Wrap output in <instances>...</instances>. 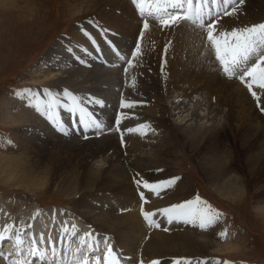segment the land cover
Listing matches in <instances>:
<instances>
[{
	"label": "bare ground",
	"instance_id": "bare-ground-1",
	"mask_svg": "<svg viewBox=\"0 0 264 264\" xmlns=\"http://www.w3.org/2000/svg\"><path fill=\"white\" fill-rule=\"evenodd\" d=\"M7 1L14 3L15 0H0V4ZM85 1V10L80 13L99 11L100 16L106 19L105 26L112 27L119 32L116 38H112L119 54L113 56L108 49L107 52L105 50V53H103L104 51L99 52L100 45L97 43L99 41L93 44L95 46L90 45L91 48H88V38H84L83 33L89 31L91 27L88 24L76 26L74 28L78 31L72 40L61 39L44 55L41 61L44 65V72L37 76L30 75L33 88L7 98L3 108L7 118L6 123L15 126L16 135L19 137L17 148H20L18 155L14 153L9 157H0V174L6 171L9 178L5 183L17 182V172L28 173L33 178L42 181L35 190L41 187H43L41 189H57L61 196L73 202L72 207H67L62 212L49 210L44 219H42L43 216L42 218L40 216L42 221L40 218L37 220L35 218V221L29 218L24 223L11 220L0 210V235L4 237V239H0V247L7 240H10L9 244H11L4 251L0 249V264H11L14 260L22 259L24 252L29 247H36L39 251H43L48 259L67 257L72 261V264L87 256H92L93 260L96 257L103 260L104 254L110 246L105 240L106 237L114 239L115 264H137L138 259H134L137 256L140 259L143 256L144 263L149 262L146 259L147 256H159V258L173 256L189 259L187 261H190V264H200L201 261H205V264H214V260L204 258H208L212 251H219L230 243L220 246L211 240L212 238L207 239L205 238L207 236H199L197 226L187 232L176 222L169 227L179 226L174 228L181 232L166 235L163 232L154 231L151 232L148 241L143 243V233H146V230L142 226L139 230L138 223L141 220L137 215L129 212L117 216L115 214L117 209H112L111 213L106 207L100 208V204L103 202V198L110 199V193H116L118 197L132 198L134 193L131 191L130 180L135 179L134 176L138 175L137 172L142 173L144 177L149 173V169L158 168L164 163H175L178 152L186 151L191 154L193 153L192 147L203 145L206 142L220 145L221 137L225 134L228 135L227 127L236 128L235 120L233 123L226 124L227 113L230 111L227 102H234V105L240 108L235 117H242L241 120L247 119L249 114L253 115L251 111H255L254 105L247 98L246 91L237 84V80H225L215 73L214 68L208 62L212 60L210 59V45L204 43V36L199 42L194 31L185 30L186 27L181 26H178L179 29L176 27V30L179 31L176 41L169 44L171 46L169 54L172 58L167 56L166 62L168 61L170 64V71L175 68L183 71L182 80L179 82L180 85L175 84L171 88L168 84L169 90L164 88L160 94L162 88H158L156 75L162 50V46L159 45L160 41L168 43L169 38L173 39V30L172 27H163L158 20L166 18L165 11L176 14L184 10L182 14L194 16V11L197 9H191L189 12L188 5L185 4L184 8L167 7L165 11H158V8L164 7L163 0H160L159 3L158 0H137L136 3L133 0H82V3L84 4ZM250 2L251 0H247L246 5ZM141 3L145 9L143 14L139 10ZM230 6L231 4L225 6L223 3L212 5L211 2L204 5L203 0H200L199 4L200 11L209 13V16H212V13H220V10L229 9V12H232ZM194 7H198L197 0L193 1ZM241 11L242 6H239L235 12L228 16L226 21L230 25H237L238 28L249 25L247 12ZM39 12L40 10L38 14H40ZM138 16L149 18V21H152L150 26H154L155 23L160 26L145 30L146 33L140 42L142 45H139L138 61L128 73L126 72L127 75L131 73V77L126 81L124 80L125 76H121L119 70L117 74L113 72V67L116 68L120 59H122V63L126 61L125 53L130 47L137 50L135 38L139 35L136 18ZM229 24L226 23L223 26L229 27L231 30ZM223 26L219 30L228 31L223 29ZM91 31L97 36L102 35L94 29ZM11 36L9 35L4 40L0 56L6 52L9 53L7 57L11 55L13 51L10 46L13 44L15 48L24 37L18 38L15 35L14 39ZM81 48L88 49V51L83 50L80 55L73 54ZM183 52L188 61L186 66L181 69L182 60L172 59ZM7 59L4 60V64ZM125 69L123 68L124 71ZM45 83H50L53 91L57 94L52 91L45 93L40 90L39 86ZM109 84L113 85V87L110 86L111 89H109ZM64 90H70L68 92L73 95L78 93L76 100L73 101L69 98L67 110L65 106H62L63 110L59 109L56 107V103L51 111V118H49L46 106L52 103L53 99L57 101L60 97L65 102L62 95ZM262 94L260 101L264 104V92ZM117 95L121 102L133 106L115 109L110 102L117 100ZM213 95L216 100L214 102L211 100ZM162 100H164L163 104H161ZM76 102L77 104L74 106L73 103ZM71 106L74 108L69 111ZM89 106L96 110L92 111L88 108ZM10 107L14 111H11ZM80 108L84 109L87 116L90 113L99 116L96 118L92 115L89 118L86 117V122L93 120L101 127L97 129L89 126L87 131L83 125L79 124L85 129L78 125L73 128L62 122L65 116L72 124H75L79 115L75 109L79 111ZM135 113L139 120L133 117ZM128 117L133 123L127 127L132 128L134 125L144 124L143 129L147 134L144 132L141 139H129L128 136L120 138L109 130V121L124 120ZM258 118L261 117L258 116ZM261 120L259 125H256L254 121L244 129L247 131L243 134L244 138L251 143L254 142L253 144L258 150V153L255 152V155H251L250 162L246 161L245 163V172L248 174L255 164H259L260 171L264 172V118L262 117ZM255 128L259 129L261 133ZM70 129H73V133ZM77 129L78 133H76ZM84 130L86 131L83 132ZM104 130L105 132L101 133ZM151 132L155 136L150 135ZM233 133L229 134L231 141ZM90 135L91 138L87 140ZM256 136L259 137L257 141ZM170 141H172V148ZM229 154L230 159L235 163L236 160L234 161L232 158L231 151ZM218 164L215 161L216 170L208 169V174L212 175L211 186H215L217 192H223L225 195L233 194L236 191H232L235 181L236 188L242 189L240 177L234 172L232 165L228 169ZM207 166V160H203L201 170L204 169V173H206ZM232 170L236 174L235 176H233ZM40 190L33 193L25 188L26 193L34 195H37L36 193H39ZM163 195L164 197H162ZM163 195L153 196L154 198L150 199L149 203H145V206L147 211L153 210L154 214L159 215L157 219L153 217L156 220L155 225L159 223L166 227L165 225L170 224L167 223V219L169 221L170 218L159 210L165 209V202L170 201L172 196ZM22 201L25 203L27 200L23 199ZM52 209L57 210V208ZM127 209L130 210V208ZM260 215L264 218V208ZM71 223H79L83 231L72 235L75 231L72 230ZM84 225L89 226V229ZM200 230L202 229L200 228ZM165 232L167 233V231ZM85 233L91 234V238L85 237ZM130 233H136L137 239H134L132 237L134 234ZM82 237L86 241L84 245L80 244ZM17 239L21 241L20 244H17ZM49 240L52 242L51 246ZM33 241L36 243L33 244ZM89 244L92 248L91 251L88 248ZM234 245H236V241ZM52 247H55L59 257L53 256ZM227 250L225 249V251ZM139 252L142 254L141 257ZM123 256H126L128 261ZM29 259L36 261L34 264H46V261L40 260L38 256L29 257ZM108 260L109 264H112L113 256H109ZM174 261L176 260L172 262Z\"/></svg>",
	"mask_w": 264,
	"mask_h": 264
},
{
	"label": "rangeland",
	"instance_id": "rangeland-1",
	"mask_svg": "<svg viewBox=\"0 0 264 264\" xmlns=\"http://www.w3.org/2000/svg\"><path fill=\"white\" fill-rule=\"evenodd\" d=\"M193 1L195 2L196 0ZM130 3L132 4V2ZM246 3L247 0H244L242 4L237 3L236 7L238 8L239 6H242L241 12H247L248 19L250 21L249 25L264 22V0H251V2L247 5ZM85 6L86 1L83 4L82 0H15L14 3L7 1L0 4V52L3 48L2 46L4 44V40L7 39L9 35H12L11 37H13L14 39L15 35H17L18 38L24 36L21 38L22 40L17 43V46H15V48L13 44L10 46L12 48L11 50L13 51L11 55L7 57L9 53L6 52L4 55L0 56V157H9L14 153L18 155V151H20V148H17L19 137H17L16 135L15 126L13 127V125L11 126V124L6 123V114L3 112V108L5 107V100L7 98L14 97L19 93H22L25 90H31V88H33V83L30 79V75L33 74L37 76L38 74L41 75L44 72V65L41 63V61L44 55L49 51V49L61 39L72 40L74 34H77L78 31H76L74 27L82 26L88 23L91 25V27H93L94 30L96 29L100 31L101 34H103L101 35L96 30L95 31L101 36L93 34L90 30H87L85 33H83L85 35L84 38H88V48H91L90 45L95 46L93 44L99 41L97 42L100 45L99 52L104 51L103 53H105V50L107 52L108 50L105 47L107 46V40L112 39L114 38V36L119 34L116 29L114 30L112 27L105 26L106 24L104 23V21L106 19L103 16H100L99 11L92 13L90 11L86 14L80 13L85 10ZM230 8L232 10V5L230 6ZM135 9L137 8L135 7ZM39 10L40 14H38ZM222 11L223 10H220L219 12ZM226 11L230 10L228 9ZM176 14H182V12H178ZM228 16H225L224 12L217 16L219 17L218 30L224 24H229L226 21L228 20ZM136 18L138 20L137 30L139 35L135 38V42L137 44L139 42V45H142L140 42L143 39V35L146 33V29L143 28L142 22H145L144 20L146 19L149 25L150 23H152V21H149L150 19L146 16H138ZM140 19L144 20L141 21ZM220 21L222 22L219 23ZM156 26L158 28L160 25L158 23H155L154 26L149 25L147 29H149L150 27L155 28ZM178 26L184 28L186 27L185 30L191 29L192 31H194L193 33L195 36L197 35L196 38L199 40V42L202 41L201 37L204 36V43H208V45H210L206 38V28H201L198 25H194L193 22H190V20H181V22L172 26L173 32H171L173 39L169 38L170 41L168 43H163L160 41L159 45L162 46V50L160 52V64L158 65L156 75L158 77V88H162L160 94L162 93L164 88L168 89V84H170L169 88H171V86H174L175 84L180 85L179 82H181L182 80L183 71H180L177 68L170 71V64L168 63V61L166 62L167 56L169 58H172L169 54L171 50V46L169 44H171L172 42L175 43V39L177 37V34L179 33ZM229 26L231 27V30L233 28H238L235 24H229ZM176 27L178 28L177 30ZM223 27V29L230 31L229 27ZM219 31L227 32L222 30ZM83 50H85L86 52L88 51V49L86 50L83 48L79 49L76 52H73V54L80 55L83 53ZM136 51V49L130 47L125 53V55L127 56L126 61L122 63L121 59V61L116 64V68L113 67L114 70L112 69L113 72H116L115 74L119 73L120 71L121 76H125L126 79L124 80L126 81L131 77V73H129L128 75L127 73L129 72V70H131V68L135 66L136 62L138 61V56L133 55V53H136ZM213 51L214 50L210 45V59H212L208 61L210 66L214 68L215 73L219 74L220 78L222 77L225 80H237V84L246 91L247 98L254 105L255 111H251L253 112V115L249 114L247 119L241 120L242 117H235L240 108L235 106L234 102H227V106L229 105L228 108L230 109V111L227 113L228 118L226 120V124H229L230 122L233 123V121L235 120L236 128L233 129L231 126L227 127L228 135L225 134L221 137L220 145H212L206 142L203 145L192 147L193 153L191 154L186 151L178 152L175 163H164L163 165H159L158 168L149 169V173L144 175V177L142 176V173L137 172L138 175L134 176L135 179L132 178L130 180L132 186L131 191L134 193V196H131L132 198H128L127 196L118 197L116 193H110V199L107 200L106 198H103V202L100 204L101 207H99H106V209H108V211L111 213L113 212L111 211L112 209H117L115 210V214L117 216H121L129 212H133L135 215H137L139 220H141H138V224L140 227L139 230L141 229V226L144 230H146V233H143V243L148 241L151 232L154 231H158L161 233L163 232V234L165 233L166 235L173 233L176 234L181 232L178 231V229H175L179 226H181L187 232H189L190 229H192L194 226H197V233H199V236H207L205 237L207 239L212 238L211 240H213L220 246H223L226 243H230L227 245V247L219 251H212V253L209 254V257L204 259H212L214 261L219 260L221 261V263L223 261H229L231 264H264V218L260 215L262 209L264 208V172L260 171L259 164H255L252 166V171L250 172V174L245 172L246 161L250 162L251 155H255V152L258 153V150L256 149V145L253 144L254 142H249L243 136V134L247 132L244 129L248 127L249 123H254L255 121L256 125H259L262 121L261 118H264V111L261 110L262 108H264V104L261 103L262 101H260L262 100L260 98H262V92H264V90L258 89L254 86L253 90L257 92L258 99L254 98L245 84L241 83L238 78L229 77L223 72L219 62H216V60H214L215 57ZM178 55L179 56H175L172 60L179 61L178 58L182 60L183 66L180 67L182 69L184 66H186L188 60L186 59L184 52ZM6 58L8 59L4 64L3 62ZM129 62H131V66L129 65ZM162 65L163 72L161 70ZM123 68H126L127 71H124ZM110 86L113 87L112 84H109V89H111ZM39 89L42 91L44 89H47L49 93L50 91H52V93H55L50 83L41 84L39 86ZM117 91H119V88H117ZM259 91H261L260 94H258ZM77 94L78 93L74 94L76 98ZM214 97L215 95L211 97L212 102L216 101ZM69 98L66 99L64 97L65 102H63L61 97L58 98L57 106H55L59 109L61 108L62 110L64 108L62 106H65L67 110ZM116 99L118 101L114 100L113 102H110V104L115 109L122 108L121 99L118 98V95L116 96ZM163 103L164 100H162L161 104ZM76 104L77 102L73 103L74 106ZM73 108L74 107H72L71 109ZM88 108L92 111L96 110V108H91L90 106ZM10 109L11 111H14L12 107H10ZM75 111L77 112V114H79L78 110L75 109ZM91 115L95 118L99 117L96 115L94 116V114L90 113L89 116ZM89 116L87 117L89 118ZM258 116L261 118H258ZM133 117L139 120L136 116V113L133 115ZM62 122L68 124L73 128L76 125H78V127L80 126L77 123L72 124L68 120V117L65 116L64 121L62 119ZM108 123L110 124L109 130H111V132H114V134H117L115 132H122V134L116 135L120 138L122 136H124V138H127L128 136L129 139H141L142 136H144L145 129L140 128L139 124L134 125L132 128L127 127L128 125L133 123L130 117L124 120L117 119L114 122L109 121ZM80 127L85 129L82 126ZM104 127H106V125H104ZM127 128H131L133 129V131H128ZM86 129L88 131V128ZM255 130H258V132L261 133L259 129L255 128ZM85 131L86 130H84L83 132ZM104 132L105 130L101 131V133ZM231 132H234L232 135V141L229 135ZM152 134L153 133L151 132L150 135ZM152 136L155 135L153 134ZM78 138L80 139L81 137ZM90 138L91 135L87 140H89ZM255 139L257 141L259 137L256 136ZM172 141H170V147L172 146ZM229 151H231L234 161L236 160L235 163H233L230 159ZM203 160H207L208 162L206 173H204V169L201 170V164L203 163ZM215 161L228 169H230L229 167L230 165H232L234 172L240 177L239 180H241L242 182V189L236 188L235 181V183L233 182L234 189L232 191H236L233 194L231 193L229 195H225L223 192H217L215 190V186H211L212 175L208 174V169L216 170ZM226 171L228 172L229 170ZM234 172L232 170L233 176L236 175L234 174ZM16 174L17 182L9 184L5 183L8 182L9 179L7 176V172L4 171V173L0 174V210L1 213L4 212V214L11 220L16 222L18 221V223H24L27 222L29 218H31L35 221V218L37 220V218H40V216L41 218L43 216L42 219H44V217L47 216L45 214H47L49 210L62 212L63 209L72 207L73 202H70L64 196H61L57 189H41L43 188L41 187L37 189H41L39 193H36L37 195L26 193L25 188L29 192L34 193V191H37L35 190V188L42 181L36 179L35 177L33 178V176L25 172H17ZM177 177L178 179H175V182L170 186H166L163 183ZM145 181L150 185H153L155 187V191L144 187ZM159 194H166L169 197L172 196L170 198V201L168 200L167 202H165V208L171 207L172 205L181 204L186 201L195 202L197 197H199V201L201 202V204L194 203L192 206L193 211L203 205L204 207H210L214 211L219 212L221 214V217L219 221H217L216 224L209 230H200V227L198 226L199 221H196L194 223L185 222L186 220H191V217H177L175 214H172L171 222H169L167 219V223L170 224L165 225L166 227H164V225H159V223L158 225H155L156 220H154V218L157 219L159 215L154 214L153 210L147 211L145 203H149L150 199L154 198L153 196ZM162 197H164V195ZM23 199H26L27 201L24 203V201H22ZM52 208H57V210ZM127 208H130V210ZM143 213H153V215L149 216L148 219H145ZM165 216L170 218L169 215ZM174 222H176L179 226L169 227ZM73 224L75 223H71V226ZM84 227L89 229V226L87 225H84ZM71 228H73V226ZM225 229L227 230L226 238H219L218 233ZM72 230L75 231V233L78 231H83L82 227L79 225L78 227H76V229L73 228ZM85 231L91 232L88 230ZM165 231H167V233ZM136 233H130L131 235L134 234V236H132L134 239L136 238ZM105 240H107L108 245L110 244L112 249H115L114 239L106 237ZM235 241L236 245H234ZM9 243L10 240H7L2 244L3 246L0 247V249L2 251L6 250L7 246L11 245ZM225 249L228 250L225 251ZM139 256H142L141 252H139ZM123 258L125 260L128 259L126 256H123ZM141 258L142 259H140L138 256L137 258L134 257L135 260L138 259L137 264H152L153 261H157L158 264H174V262H172L173 260H189L186 258L181 259L182 257L177 258L173 256H168L166 258H159V256H147L146 259L149 260V262L144 263L143 256ZM139 259L142 261H140ZM34 263L35 261H33V264Z\"/></svg>",
	"mask_w": 264,
	"mask_h": 264
},
{
	"label": "snow or ice",
	"instance_id": "snow-or-ice-1",
	"mask_svg": "<svg viewBox=\"0 0 264 264\" xmlns=\"http://www.w3.org/2000/svg\"><path fill=\"white\" fill-rule=\"evenodd\" d=\"M134 3L137 0H133ZM160 0H158V3ZM211 2L212 5H218L219 3H223L225 6L231 4L232 12L225 11L224 15H231L233 12L237 10V3L242 4L244 0H203L204 5H207ZM185 4L188 5L189 12L191 11V7L193 4V0H163V8H158V11H165L167 7L172 8H184ZM200 0H197V11L195 16L191 14H175V13H167L165 11L166 18H159V22L163 27H172L176 25L181 20H190L193 23L199 21V27L206 28V38L211 47L214 49L215 60L219 62L222 67L223 72L229 77H237L241 83L245 84L248 88L249 92L254 98H257V92L253 90L255 86L258 89L264 90V22L256 23L252 25H246L242 28H233L227 32H221L218 30V21L219 17L215 19L209 20L205 23L202 19L203 13L199 8ZM140 12L143 14L145 9L143 8V4H140ZM149 27L148 23L145 22L143 24V28L147 29ZM139 53V44H137V52L133 53V55H137ZM131 66V62H129ZM161 70L163 72V65L161 66ZM127 71V69H125ZM43 92L47 93L48 90L44 89ZM62 95L67 99L71 98L73 101L76 100V97L64 90ZM99 102V101H93ZM57 101L53 99L52 103H49L46 106V112L51 118V111ZM132 104H125L123 101L121 102L122 108L132 107ZM39 111V109H37ZM264 111V108L261 109ZM69 111H72L70 108ZM87 114L84 112L83 108H80L79 115L76 123L83 125L85 128L92 126L97 129L101 127L100 124L96 123L93 120H87ZM140 128H144V125H140ZM128 131H133V129H128ZM67 134V133H65ZM175 179L163 182L166 186H170L175 182ZM144 187L149 188L152 191H155V187L150 185L148 182H144ZM201 204L199 201V197H197L196 201H186L181 204L172 205L169 208L159 210L163 214L169 215L171 222L172 214H175L177 217H191V220H186V222H196L199 221L198 226L202 230L211 229L217 221H219L221 214L219 212L214 211L210 207H204L201 205L200 208L195 211L192 210L193 204ZM145 219H148L149 216L153 215V213H143ZM31 227V226H29ZM74 227V226H73ZM67 231V229H65ZM75 235V232L72 233ZM85 237L88 239L91 238V234L85 233ZM219 238L224 239L227 236V230H223L218 233ZM0 239H4L2 235H0ZM43 239V237H41ZM21 241L17 239V244H20ZM36 242L33 241V244ZM86 243L85 239L82 237L80 239V244L84 245ZM49 245H52L51 240H49ZM89 251L92 250L91 245H88ZM52 252L54 257H59V254L55 247H52ZM38 256L40 260L46 261V264H72L67 257L64 258H55L48 259L43 251H39L36 247H29L22 257V259L14 260L11 264H33V261L29 259V257ZM113 256L112 264H115V256L113 249L111 246L107 248V251L104 254V259L101 260L100 257H96L94 260L92 256H87L82 260H77L75 264H109L108 257ZM152 264H158L157 261H153ZM174 264H180L179 260L174 261ZM186 264H190V261H186ZM200 264H205V261H201ZM214 264H221V261L216 260ZM222 264H230L229 261H223Z\"/></svg>",
	"mask_w": 264,
	"mask_h": 264
}]
</instances>
